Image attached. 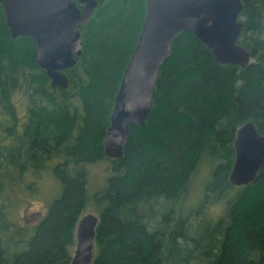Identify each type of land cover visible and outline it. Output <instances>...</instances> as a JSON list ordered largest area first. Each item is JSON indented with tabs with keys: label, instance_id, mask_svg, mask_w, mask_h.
<instances>
[{
	"label": "trees",
	"instance_id": "trees-1",
	"mask_svg": "<svg viewBox=\"0 0 264 264\" xmlns=\"http://www.w3.org/2000/svg\"><path fill=\"white\" fill-rule=\"evenodd\" d=\"M96 1L65 88L35 62L33 38L11 37L0 3V264H69L88 207L98 216L90 264H264V162L252 182L229 181L237 128L251 121L264 134V0H242L244 67L218 63L188 30L174 38L145 125H130L117 158L105 155L104 139L146 2ZM98 161L109 174L89 194L87 166ZM199 167L207 178L195 225L184 204ZM44 171L60 194L34 225L18 226L6 198L25 174ZM218 202L221 213L205 218Z\"/></svg>",
	"mask_w": 264,
	"mask_h": 264
},
{
	"label": "water",
	"instance_id": "water-1",
	"mask_svg": "<svg viewBox=\"0 0 264 264\" xmlns=\"http://www.w3.org/2000/svg\"><path fill=\"white\" fill-rule=\"evenodd\" d=\"M82 4L80 8L77 5ZM144 20L114 98L104 153L122 155L130 125L144 126L152 106L159 68L169 57L174 38L190 31L223 65L240 67L251 62L250 51L237 41L243 22L242 0H145ZM5 24L12 38L29 36L36 44L35 62L45 71L52 87L65 88L63 72L80 59V28L91 18L96 0H0ZM235 159L229 174L234 185L252 182L264 162V134L247 121L237 128ZM36 211L24 216L30 224L41 219ZM98 216L81 215L75 227L76 244L69 264H90Z\"/></svg>",
	"mask_w": 264,
	"mask_h": 264
},
{
	"label": "rangeland",
	"instance_id": "rangeland-1",
	"mask_svg": "<svg viewBox=\"0 0 264 264\" xmlns=\"http://www.w3.org/2000/svg\"><path fill=\"white\" fill-rule=\"evenodd\" d=\"M17 100L18 105V115L23 119L26 115V101L23 97L16 94L14 97ZM3 118V116H1ZM5 122L4 119H0V129L2 123ZM3 137V132L0 133V138ZM109 164L108 161H98L94 164L87 166L88 171V193L99 190L105 182L106 177L109 174ZM206 168L199 167L192 177L191 191L187 198L184 206L187 210H194L198 200L201 199L202 195V185L204 177L207 178L205 174ZM208 172V171H207ZM17 183V182H16ZM12 193L6 198V203L10 204V210L8 213L11 214L12 220L18 226H24V216L27 214L40 211L42 216L46 214L50 202L60 194V184L57 182L55 177L48 171L40 172L37 175H33L31 172L24 175L23 179L11 190ZM210 208L204 209L205 218L211 219L215 218L221 213V202L215 203ZM13 207V208H12ZM93 213L92 207H88L83 214ZM82 214V215H83ZM190 218L193 224H197L194 213L191 214ZM203 216V215H202ZM35 222L30 223L29 226L34 225ZM194 225V226H195Z\"/></svg>",
	"mask_w": 264,
	"mask_h": 264
},
{
	"label": "flooded vegetation",
	"instance_id": "flooded-vegetation-1",
	"mask_svg": "<svg viewBox=\"0 0 264 264\" xmlns=\"http://www.w3.org/2000/svg\"><path fill=\"white\" fill-rule=\"evenodd\" d=\"M81 5V8L83 7V5L82 4H80Z\"/></svg>",
	"mask_w": 264,
	"mask_h": 264
}]
</instances>
